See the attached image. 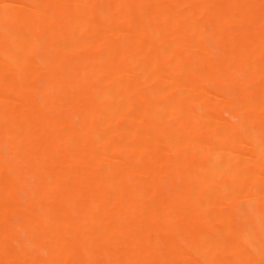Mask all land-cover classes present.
<instances>
[{
  "label": "bare ground",
  "instance_id": "obj_1",
  "mask_svg": "<svg viewBox=\"0 0 264 264\" xmlns=\"http://www.w3.org/2000/svg\"><path fill=\"white\" fill-rule=\"evenodd\" d=\"M0 264H264V0H0Z\"/></svg>",
  "mask_w": 264,
  "mask_h": 264
},
{
  "label": "rangeland",
  "instance_id": "obj_2",
  "mask_svg": "<svg viewBox=\"0 0 264 264\" xmlns=\"http://www.w3.org/2000/svg\"><path fill=\"white\" fill-rule=\"evenodd\" d=\"M225 113H227V112H225ZM223 114H224V113H223ZM228 115H229V113H228ZM228 115H227V116H228ZM224 116L227 117L226 115H224Z\"/></svg>",
  "mask_w": 264,
  "mask_h": 264
}]
</instances>
